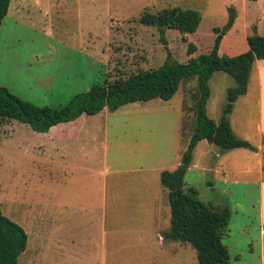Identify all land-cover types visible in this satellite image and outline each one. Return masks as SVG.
I'll list each match as a JSON object with an SVG mask.
<instances>
[{
    "label": "rangeland",
    "instance_id": "rangeland-1",
    "mask_svg": "<svg viewBox=\"0 0 264 264\" xmlns=\"http://www.w3.org/2000/svg\"><path fill=\"white\" fill-rule=\"evenodd\" d=\"M258 2L29 1L25 4L31 11L27 18L35 22V28L9 19L0 26V71L9 68L11 52H20L23 57L40 53L43 57L40 68L25 67L22 100L59 109L74 95L89 91L108 76L114 79L160 67L167 52L179 63H186L190 53L193 57L207 54L214 43L215 28L224 29V35L228 33L219 46L220 54L234 56L246 51L248 46L242 37L245 25L248 28L252 21L251 11L264 10V0ZM172 7L201 14L195 33L163 29L161 36L156 27L139 22L146 12L157 14ZM229 8L235 12L231 25H227ZM248 33L256 31L248 30ZM48 72L55 79L53 85L50 90L41 89L32 76ZM234 86V79L222 72L214 73L209 81L206 112L216 124L222 117L227 91ZM248 90L247 97L240 99L237 116L239 111L243 113V107L255 103L254 69ZM198 98L195 81L187 80L169 101L155 99L128 104L113 113L105 110L94 116L85 115L84 136L92 141L83 152L76 145L61 144L63 158H59L48 138L33 137L29 126L0 121L1 211L29 235L28 253L19 257L18 264H34L35 259L39 264H53L54 247H47L45 256L30 255L34 250L36 225L40 226L38 222L46 214L49 221L51 214L62 212L55 205L72 196L83 205L99 204L97 207H102L100 204L105 200L104 213L93 214L95 220L92 218L91 223L79 221L82 215L74 216V236L76 232L78 240L84 248H91L92 254L87 258L78 256L72 264H178L179 259L180 264H196V252L191 246L171 243L160 233L169 227L170 217L160 173L180 166L182 154L197 127ZM219 149L207 141L196 145L190 166L184 172V189H193L196 199L209 207L229 208L231 217L222 243L228 249L230 264H261L259 182L264 179V162L260 163L245 149H234L217 157ZM221 161L225 162V168L218 173L217 163ZM50 226V222L45 225L47 232ZM64 230L68 231L67 225ZM143 236L147 239H140ZM171 249H177L178 256ZM27 257L32 259L28 261Z\"/></svg>",
    "mask_w": 264,
    "mask_h": 264
},
{
    "label": "trees",
    "instance_id": "trees-1",
    "mask_svg": "<svg viewBox=\"0 0 264 264\" xmlns=\"http://www.w3.org/2000/svg\"><path fill=\"white\" fill-rule=\"evenodd\" d=\"M9 5L10 0H0V26ZM234 18V8H229L227 25H231ZM139 22L156 27L161 36L163 29L191 34L196 32L201 14L191 9L172 7L157 14L146 12ZM223 32L224 29H214V43L207 54L193 57V53H190L191 57L186 63H179L167 52L160 67L138 70L114 79L108 76L103 83H95L89 91L74 95L59 109L36 106L0 87V121H15L29 126L34 133H48L52 127L75 121L82 115L94 116L103 110L113 113L128 104L155 99L169 101L179 91L181 83L195 81L199 92L196 130L182 154L180 166L176 170L160 173V184L167 191L170 212V225L162 236L163 239L191 246L196 252V264H230L228 249L222 243V237L228 232L229 208L214 209L205 205L196 199L193 189H184L183 181L193 150L200 141H207L222 152L234 149L257 152V148L234 134L229 115L238 97L247 92L255 61L264 60V36L251 34L246 39L248 50L236 56H227L218 52ZM190 47L194 50L193 46ZM217 72L231 76L235 86L228 89L222 117L216 124L207 115L206 103L210 97L209 81ZM27 239L24 229L4 216L0 207V264H18L19 257L26 250Z\"/></svg>",
    "mask_w": 264,
    "mask_h": 264
},
{
    "label": "crops",
    "instance_id": "crops-1",
    "mask_svg": "<svg viewBox=\"0 0 264 264\" xmlns=\"http://www.w3.org/2000/svg\"><path fill=\"white\" fill-rule=\"evenodd\" d=\"M29 1H34V0H10V5L8 7L7 14L5 18L2 20V22L5 19H9V20H13L15 23L19 25H24V26L30 25V29L35 28L34 27L35 22L27 18L28 17L27 13L30 14L31 11L27 9V5L25 4ZM252 1L258 2V0L256 1L252 0ZM241 12L244 13V10H241ZM251 13L253 14L251 16L252 21L249 23L248 28L245 25L244 28L245 31L242 37V42L245 44H247L246 42L247 37L252 34V33L249 34L248 30H251L253 32L254 31L253 29H255L257 34L264 36V33H261L262 31H264V10H252ZM227 38H228V33L226 32V35H223L222 37L221 43L224 41V39ZM227 56H233V55H227ZM42 59L43 57L40 53H33L28 57H23L20 52H15V51L11 52L9 54V60H10L9 68H6L2 72L0 71V87H4L8 89L12 94L23 99L24 96L22 95L23 92L22 88L24 86L23 79L26 78V76L24 75L26 73L25 67H30L33 65V67L35 68L36 67L40 68L43 63ZM253 69L255 70L256 73V90L254 92V98H253L255 103H253L250 107L249 106L243 107L242 108L243 113L241 114L239 111L238 116L236 115L237 108L239 107V103L241 101L240 99H244L245 97H247L249 93V90L247 88L246 94L238 97V99L234 103L232 112L229 115V122L232 131L238 138L249 142L251 145L257 148L256 153L255 152H251V153L254 154L261 163L264 162V158H263L264 156V60H256ZM52 76L53 74L48 72L47 74H42V73L35 74L34 76H32V78L35 84L40 86L41 89L50 90L55 80L53 79L54 77ZM29 89L32 90L31 87ZM248 114H251V118H248L249 116ZM254 115H255V119L253 118ZM83 116L85 115H82L75 121L69 123H62L57 126H54L48 131V133L37 134L33 132V137L41 135L42 137L44 136L48 138L50 142L53 143L52 144L53 150L56 152L59 158H63L61 157L62 153L60 151L62 149L61 144L66 143L67 145H72V146L76 145V147H78L79 149V152H83L86 149V146H89L88 142L92 141L91 138H89V136H84L86 123L83 120ZM105 129L106 128L103 127L104 130L103 132L106 131ZM88 132L89 131H87L86 134H88ZM28 135L32 136L30 134ZM55 145H58L56 149H54ZM224 153L226 152H222L219 149L216 152V156L220 157ZM236 154L249 156L245 152H237ZM217 165H218V173L219 171H222L225 168L224 161H221L220 163L218 162ZM262 167L264 168V166ZM259 192H260V197H259L260 253H261V264H264V179L263 178H261L259 182ZM162 194L166 196L167 199V191L164 188L162 190ZM59 203L61 204H56L55 207L63 210L62 212L51 214L49 221L46 219V215H47L46 214L45 218L44 219L42 218L38 222V225L40 223V226L37 227L36 225L35 237H33V239H35L34 250L33 253H30V255L37 258H39V256L42 254L45 256L46 254H48V251H45L46 248L51 246L54 247V249H56L54 254L55 258L53 260V264H72L74 262V259H76L78 256L87 258L90 257L92 254L91 253L92 249L84 248L85 245L84 244L82 245L81 240H78L77 238L78 234L76 232H75L76 238L74 236L73 227H72V223L74 222V216L76 214L82 215L81 217L78 218L79 221L91 223L92 218H94L95 220V217H92L93 214L95 216V215H99L101 212L104 213L105 200L103 199L100 204V206L102 207H97L99 206V204H96L97 206L83 205L73 196L70 197V199H65L64 201H61ZM167 204H168V199H167ZM167 209H169V205L168 207H166V210ZM104 219H106V215ZM49 222L51 226H50V231L47 232L45 229V225L48 224ZM64 225H67L68 231L67 230L63 231ZM169 225H170V217H169ZM168 228L160 231V233L166 231ZM101 229H102V233H104L105 227L103 226V224L101 226ZM160 233H158V236L159 239H162ZM28 236L29 235H27V237ZM140 239L146 240L147 237L143 236ZM48 243H51V245H49ZM171 243L173 242L171 241ZM26 250H27V246H26ZM27 251L24 252L25 254L23 256L27 255L28 253ZM170 251L173 253L174 256L177 253V249H171ZM30 259H32V257ZM30 259L29 257H27L26 260L30 261ZM35 260H34V264L40 263V261L37 262V259ZM177 263L180 264V259L177 261Z\"/></svg>",
    "mask_w": 264,
    "mask_h": 264
}]
</instances>
